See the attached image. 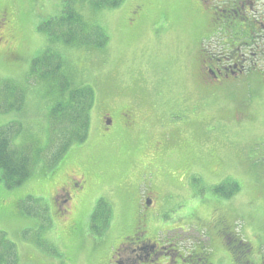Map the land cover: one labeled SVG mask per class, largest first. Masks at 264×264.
I'll return each instance as SVG.
<instances>
[{
    "label": "rangeland",
    "instance_id": "1",
    "mask_svg": "<svg viewBox=\"0 0 264 264\" xmlns=\"http://www.w3.org/2000/svg\"><path fill=\"white\" fill-rule=\"evenodd\" d=\"M205 1L0 0V127L35 160L15 187L0 171V264L10 245L16 264H111L137 233H170L184 251L208 252L210 264H234L227 242L236 235L251 246V262L264 257V86H206L198 50L210 64L219 26L226 38L242 33L226 27L218 0ZM72 12L81 34L48 26ZM96 25L108 36L103 47ZM61 58L58 79H44ZM62 77L91 87L94 105L88 139L54 162L42 151ZM249 99L253 121L218 118L249 111ZM145 194L152 203L143 206Z\"/></svg>",
    "mask_w": 264,
    "mask_h": 264
},
{
    "label": "flooded vegetation",
    "instance_id": "2",
    "mask_svg": "<svg viewBox=\"0 0 264 264\" xmlns=\"http://www.w3.org/2000/svg\"><path fill=\"white\" fill-rule=\"evenodd\" d=\"M219 14L221 19H225L226 27L235 26L242 33L239 35H229L226 38L227 30L213 36L214 47L217 52L214 62L198 67L199 75L204 80L206 86L215 91L258 89L264 86V0H218ZM204 3L209 2L203 0ZM5 16L2 14V18ZM0 19V24L2 23ZM232 20L238 21L232 23ZM217 35V36H216ZM203 52L199 49V54ZM249 57V59L247 58ZM248 59V61L246 60ZM255 81V83H253ZM211 93V90H205ZM205 96H203L204 98ZM249 111L238 113L234 118L240 120L253 121L250 110L253 107L252 101ZM247 108L246 106H241ZM224 118H231L223 116ZM144 233H137L138 235ZM139 238L129 245H124L118 256L113 257L111 264H210L209 255L192 250L188 254L180 252L177 243H159L155 239ZM125 249V250H124ZM123 254V256H122ZM252 255V250L250 257ZM245 264H264V257L255 259ZM209 261V262H208ZM208 262V263H207Z\"/></svg>",
    "mask_w": 264,
    "mask_h": 264
},
{
    "label": "trees",
    "instance_id": "3",
    "mask_svg": "<svg viewBox=\"0 0 264 264\" xmlns=\"http://www.w3.org/2000/svg\"><path fill=\"white\" fill-rule=\"evenodd\" d=\"M123 1L100 0L98 7L116 8ZM68 13L61 17L59 23L64 34L73 36L74 30L77 34H81L82 20L80 18L82 17L76 12H72V16L68 17ZM51 24L49 23L48 26ZM72 24L78 26L80 30L72 28ZM91 34L94 35V38H98V41L93 39L97 46L103 47L107 44L108 36L100 26L93 27ZM62 41L69 44L68 41ZM60 67V61L52 70V66H50V70L44 73V77H54V73H58ZM60 81L58 85L61 84V88L57 89L60 99L51 108V131L47 147L54 162L60 160L72 144L81 143L86 139L90 125L89 113L94 105V93L91 88H71L69 81L64 77L60 78ZM13 97L17 99L19 96L15 92ZM11 131L12 129L9 128H0V170L7 186L14 187L22 184L31 175L32 159L27 151H19L12 147ZM227 247L234 259V264H245V261H250L251 246L248 243L231 236L228 239ZM11 250L12 245L8 247L7 257L9 258L6 262L7 264H16V252H10Z\"/></svg>",
    "mask_w": 264,
    "mask_h": 264
}]
</instances>
